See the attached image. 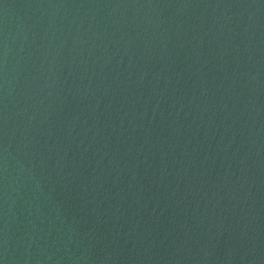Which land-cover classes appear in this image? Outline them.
Wrapping results in <instances>:
<instances>
[{"label": "water", "instance_id": "1", "mask_svg": "<svg viewBox=\"0 0 264 264\" xmlns=\"http://www.w3.org/2000/svg\"><path fill=\"white\" fill-rule=\"evenodd\" d=\"M0 264H264V0H0Z\"/></svg>", "mask_w": 264, "mask_h": 264}]
</instances>
